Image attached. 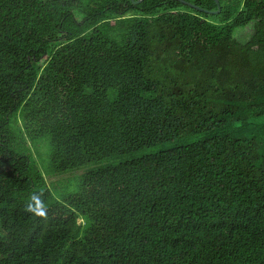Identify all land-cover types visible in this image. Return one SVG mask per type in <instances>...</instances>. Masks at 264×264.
I'll list each match as a JSON object with an SVG mask.
<instances>
[{
	"label": "trees",
	"instance_id": "obj_1",
	"mask_svg": "<svg viewBox=\"0 0 264 264\" xmlns=\"http://www.w3.org/2000/svg\"><path fill=\"white\" fill-rule=\"evenodd\" d=\"M218 2L0 0V264H264V0Z\"/></svg>",
	"mask_w": 264,
	"mask_h": 264
},
{
	"label": "rangeland",
	"instance_id": "obj_2",
	"mask_svg": "<svg viewBox=\"0 0 264 264\" xmlns=\"http://www.w3.org/2000/svg\"><path fill=\"white\" fill-rule=\"evenodd\" d=\"M75 18L77 20H81L83 17L82 15H80L79 13H75ZM253 35V24H248L246 27L244 28H236L234 31V35L233 37L241 44H244L246 42H248L251 38V36ZM44 146L43 145H38V149H39V153H42V148ZM168 147V145L166 146H155L152 148H146L138 153H136V156H141V155H145V154H149V153H154L157 152L159 150H161L162 148ZM35 153V152H34ZM134 155V156H135ZM125 157H117V158H113L110 161H105L104 163H117L123 159H125ZM35 160L37 162L38 167L40 168V170L42 172H44V167L43 164L41 162V160L39 159V157L36 155L35 153ZM95 165H87L79 170L76 171H69L64 173L63 175H53V176H45V180L47 182V184L49 185L50 188L52 187H56L57 191L61 192V191H68L69 189H73L76 187L77 185V178L79 176L78 173L82 174L84 171L92 168ZM81 221L78 220V223H80Z\"/></svg>",
	"mask_w": 264,
	"mask_h": 264
},
{
	"label": "clouds",
	"instance_id": "obj_3",
	"mask_svg": "<svg viewBox=\"0 0 264 264\" xmlns=\"http://www.w3.org/2000/svg\"><path fill=\"white\" fill-rule=\"evenodd\" d=\"M26 211L38 217L47 218V206L39 194H33L30 197V200L26 205Z\"/></svg>",
	"mask_w": 264,
	"mask_h": 264
},
{
	"label": "water",
	"instance_id": "obj_4",
	"mask_svg": "<svg viewBox=\"0 0 264 264\" xmlns=\"http://www.w3.org/2000/svg\"><path fill=\"white\" fill-rule=\"evenodd\" d=\"M132 2L133 5H137V4H140L143 0H130ZM181 4H183L184 6L188 7V8H191L195 11H198V12H201V13H204V14H207V15H217L220 13V5H219V2L218 0H214V2L216 3L217 5V10L216 11H208V10H205V9H202L190 2H187L185 0H175Z\"/></svg>",
	"mask_w": 264,
	"mask_h": 264
}]
</instances>
